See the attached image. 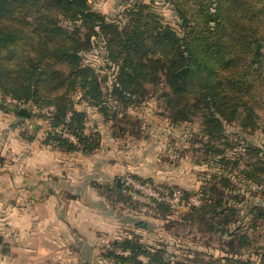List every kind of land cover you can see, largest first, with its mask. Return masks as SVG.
Returning <instances> with one entry per match:
<instances>
[{"label": "trees", "instance_id": "1", "mask_svg": "<svg viewBox=\"0 0 264 264\" xmlns=\"http://www.w3.org/2000/svg\"><path fill=\"white\" fill-rule=\"evenodd\" d=\"M169 1L180 30L163 21L152 0H134L122 23L94 10L89 0H0V91L31 107L53 106L43 142L66 152L88 154L98 147L85 133L87 112L77 109L70 97L78 88L106 120L118 119L119 104L128 107L152 95L163 99L174 122L200 115L208 154L223 152L216 143L225 122L236 121L245 131L261 129L264 135L255 107L258 87L264 84V0H195L201 16L197 21L177 0ZM66 20L80 24L71 30ZM94 34L103 37L107 57L115 64V105L107 101L95 68L80 56L91 47ZM65 130L74 139L64 136ZM245 149L251 155L260 151L252 143ZM260 160L242 170L257 183L264 181L256 174L263 170ZM224 183L228 186L230 179L225 177ZM217 185L202 191L204 199L219 192L223 200L225 192ZM210 208L217 212L213 205H192L190 216L204 219ZM228 208L236 215L235 207ZM259 215L264 217V208ZM230 220L226 215L225 225ZM260 254L259 261L237 258L229 264H264V251ZM106 255L120 264H171L164 249L135 233L113 241Z\"/></svg>", "mask_w": 264, "mask_h": 264}, {"label": "rangeland", "instance_id": "2", "mask_svg": "<svg viewBox=\"0 0 264 264\" xmlns=\"http://www.w3.org/2000/svg\"><path fill=\"white\" fill-rule=\"evenodd\" d=\"M89 2L94 10L120 23L126 20L125 10L134 4V0ZM177 2L194 21L201 18L195 0ZM151 5L164 22L180 30V19L171 1L152 0ZM63 22L71 30L80 24ZM91 39V47L80 51V56L83 62L95 68L107 101L115 105L117 102L111 93L115 64L107 57L103 37L94 34ZM258 91L255 107L261 117L260 123H263L264 84L258 87ZM6 97L0 91L2 107L17 112L21 107L8 103ZM70 97L77 109L87 112L85 133L98 143L97 149L87 154L89 163L97 169L89 174V190L85 194L88 200L105 203L107 207L102 208L105 216L111 211L110 216L120 221L119 230L138 234L148 245L164 249L171 264H229V259L237 258L259 261L260 253L264 251V217L259 215L264 208V181L257 183L242 170L247 169L252 161L261 159L263 170L256 174L264 179V135L261 129L245 131L236 121L225 122L223 135L216 143V148L223 149V152L208 154L200 115L174 122L163 99L156 95L128 107L119 104L115 108L118 119L109 120L99 107L89 103L80 88L71 92ZM24 107L28 108L30 116L28 119L18 117L17 122L25 125L21 131L30 137L35 135L32 129L36 130L37 126L39 136L44 138L50 129V110L43 109L53 106ZM109 112L113 113L112 110ZM64 136L74 139V135L66 130ZM248 143L260 151L251 155L245 149ZM225 177L230 179L228 186L224 185ZM128 178L145 180L143 182L162 194L170 195L172 201L160 204L128 184ZM213 183L218 184L219 191L225 192L223 200L219 201V192H213V198L207 199V194L205 199L202 196V191ZM201 204L213 205L217 212L207 209L204 219L195 216V220L190 216L191 206ZM230 206L237 209L236 215L231 214ZM226 215L231 219L228 225H225ZM125 222L131 229L122 227Z\"/></svg>", "mask_w": 264, "mask_h": 264}, {"label": "crops", "instance_id": "3", "mask_svg": "<svg viewBox=\"0 0 264 264\" xmlns=\"http://www.w3.org/2000/svg\"><path fill=\"white\" fill-rule=\"evenodd\" d=\"M19 116L0 103V264H120L105 249L132 235L87 199L97 167L82 151L45 144L37 126L24 135Z\"/></svg>", "mask_w": 264, "mask_h": 264}, {"label": "built area", "instance_id": "4", "mask_svg": "<svg viewBox=\"0 0 264 264\" xmlns=\"http://www.w3.org/2000/svg\"><path fill=\"white\" fill-rule=\"evenodd\" d=\"M6 101L12 105L18 106V107H24L27 104L25 103L24 100H20L11 96H7L6 97ZM53 107H48L43 109V111H48V110H52ZM37 110V108H36ZM127 183L132 185L134 188H136L137 190H140L148 195H150L151 197L160 200V201H172L171 196L170 195H164L162 194L161 191H159L158 189L154 188L153 186H151L148 183H145L143 181H137L135 179L132 178H128L127 179ZM121 251V250H119ZM128 253V251H127Z\"/></svg>", "mask_w": 264, "mask_h": 264}, {"label": "water", "instance_id": "5", "mask_svg": "<svg viewBox=\"0 0 264 264\" xmlns=\"http://www.w3.org/2000/svg\"><path fill=\"white\" fill-rule=\"evenodd\" d=\"M19 112L22 113V114H27V115L30 114V111L28 110L27 107H21V108L19 109Z\"/></svg>", "mask_w": 264, "mask_h": 264}]
</instances>
